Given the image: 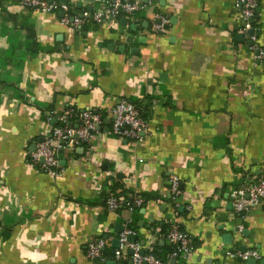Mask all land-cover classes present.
<instances>
[{
    "label": "crops",
    "instance_id": "obj_1",
    "mask_svg": "<svg viewBox=\"0 0 264 264\" xmlns=\"http://www.w3.org/2000/svg\"><path fill=\"white\" fill-rule=\"evenodd\" d=\"M67 1L66 11L38 15L0 0V56L32 29L50 50L0 66V264H94L86 251L99 238L114 250L118 226L132 217L101 204L116 174L126 204L148 198L132 229L144 249L162 253L167 240L153 226L174 223L192 251L172 264H247L232 257L241 247L264 264V200L239 215L230 197L264 178V60L256 59L264 0L254 43L241 30L239 0H124L143 8L79 29L63 25L61 14H92L104 0ZM154 14L169 19L166 33L152 32ZM121 100L139 105L141 142L98 127L80 152L63 153L59 177L31 162L57 115L110 116Z\"/></svg>",
    "mask_w": 264,
    "mask_h": 264
},
{
    "label": "built area",
    "instance_id": "obj_2",
    "mask_svg": "<svg viewBox=\"0 0 264 264\" xmlns=\"http://www.w3.org/2000/svg\"><path fill=\"white\" fill-rule=\"evenodd\" d=\"M259 0H239L240 13L244 21L242 32L251 33L249 40L254 43L257 40L254 30V19ZM100 7L92 14L84 13L81 16L69 17L65 15L60 22L65 26H70L74 29L87 24H99L105 18H118L120 14L132 15L141 10L143 7L138 3H130L124 0H104ZM22 9H34L38 15H47L56 13L57 11H66V5H57L54 2L47 0H20ZM169 19L159 14H154L152 18V32L155 34L166 33L169 29ZM256 59L264 60V51L258 50ZM77 117V124L74 126L71 120ZM61 127L51 128V133L48 138L40 143L36 150L30 155L31 162L39 165L40 170L57 178L62 173L60 166L59 154L71 153L77 147L87 144L94 136L98 127L102 126L107 120H111L110 131L108 133L125 138L132 143H138L143 140L146 134L147 124L139 116L136 106L127 100L119 101L111 111L110 116L102 117L101 113L95 109H88L76 115L72 109L64 111L56 116ZM75 136L78 138L76 139ZM172 194L179 195L178 181L172 180ZM231 204L235 213L239 215H247L249 212L257 208L264 200V178H260L255 183L243 186L232 191ZM143 199L135 197L132 201V207L126 206L123 197H110L107 200V209L110 212H117L125 207V210L132 213L133 208L143 206ZM132 222V217L126 220L123 232L119 235V248L114 252V260L118 264H169L158 259L152 252L151 248L144 249L138 242L129 244L127 238L135 236V232L128 228ZM168 243L177 247L181 253V259L186 260L191 254V238L185 232L179 230L176 224H171L166 237ZM106 249V242L99 238L88 244L86 256L94 264L104 263L103 253ZM131 250L133 253L127 261L126 250ZM177 253L174 252L169 256V259H175ZM232 257L240 260L256 259L258 254L254 250L238 253Z\"/></svg>",
    "mask_w": 264,
    "mask_h": 264
},
{
    "label": "trees",
    "instance_id": "obj_3",
    "mask_svg": "<svg viewBox=\"0 0 264 264\" xmlns=\"http://www.w3.org/2000/svg\"><path fill=\"white\" fill-rule=\"evenodd\" d=\"M18 2H20V1L18 0ZM26 11H29L31 14L36 12L32 8L26 9ZM69 15H70V17H74V13H72V12L71 13L69 12ZM256 24H257V22L255 20L254 26H256ZM17 50H20V52L15 54V52ZM47 52L50 53V50L47 49V48L41 47V45L36 41L35 31H34V29H32L29 34L27 33V37H26V42L25 43H21V46H18V45L14 46V45L11 44L10 48L0 56V66H2L3 64L4 65L7 64L6 61L19 66L20 63L23 62L26 57L30 56V57L34 58V57H37L39 54L47 53ZM128 102H130V103H132L133 105L136 106V109L139 112V116L146 123V120H145L143 114L141 113V110H139V105L134 103V102H132V101H128ZM36 106L39 107V109H41L42 111L47 109L45 107V105H41L39 103H37ZM50 110H51V108H50ZM100 113H101L102 117H106V114L104 112H100ZM76 115H77V113H76ZM55 120H56V123L53 126V128L61 127L62 124L60 122H58L57 119H55ZM71 122H72V124L74 126H76V124L78 122L77 121V117L75 116L71 120ZM110 122H111V120H107L102 126H100L103 131L104 130L110 131V127H111V123ZM113 135L114 134L111 133V136H113ZM85 145L86 144H83L81 147H85ZM62 159H63V152L59 154V160H62ZM123 178H124L123 175L116 174L112 178L109 179L110 183H108V185L106 184L104 186V193L100 196L102 205L106 206L107 200L110 197L118 198V197H121V196H126L128 191L125 189V187H124V185L122 183ZM106 191H108V193H105ZM136 197H139V196H136ZM140 198L143 199V197H140ZM147 199L148 198H145V200H143V202L144 203L147 202ZM132 201L129 200L128 203L126 204V206L132 207V205H133ZM140 208H133V211H132V222H131L130 225H128L129 229H133V227H135L138 219L141 217ZM119 211H121V209L118 210L117 212H119ZM154 227H155V229L157 228V229L160 230L159 231L160 232L159 233L160 236L162 237V239H164L166 241V239H167L166 237H167V234H168L169 229H170L169 223H164V222L163 223H158V224L154 225L153 228ZM179 230L183 232L182 229L179 228ZM114 252H115V250H112L110 248L105 249V251L103 253L105 261L102 264H105V262H107L108 260L114 259ZM152 252L158 259H160L163 262H169V264H172V261H177V260H179L181 258V253L178 252L177 247L175 245H173V244L168 243V241H167V245L163 249L162 253L158 254L154 250H152ZM174 252L177 253V257L175 259H169V256L172 253H174ZM97 264H101V263H97Z\"/></svg>",
    "mask_w": 264,
    "mask_h": 264
},
{
    "label": "water",
    "instance_id": "obj_4",
    "mask_svg": "<svg viewBox=\"0 0 264 264\" xmlns=\"http://www.w3.org/2000/svg\"><path fill=\"white\" fill-rule=\"evenodd\" d=\"M90 1H92V0H90ZM50 3L52 2V1H49ZM67 0H61L60 1V3L62 4V5H66L67 4ZM61 17L63 18V15L61 14ZM255 20H257V17H255V19H254V21ZM122 23H124V20L122 21ZM129 41H130V38H129ZM75 138L77 139L78 137L77 136H75ZM80 150H82V148H78L77 150H76V152H80ZM63 164V163H62ZM123 232V227H121V226H118V229H117V233L120 235L121 233ZM135 240H136V237L135 236H129L128 238H127V242L129 243V244H133L134 242H135ZM112 248L114 249V250H117L118 248H119V241H118V239L117 240H115L114 241V243H113V245H112ZM241 252L243 253L244 251H245V248L244 247H241ZM132 251L131 250H129V255L131 256L132 255ZM239 260V259H238ZM239 261H241V260H239ZM255 260L254 259H247V261H246V263L247 264H255ZM117 262L114 260V261H107V262H105V264H116Z\"/></svg>",
    "mask_w": 264,
    "mask_h": 264
}]
</instances>
